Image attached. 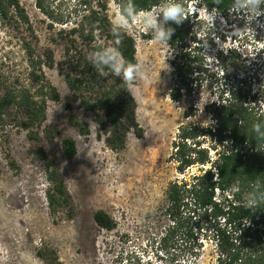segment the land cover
Returning <instances> with one entry per match:
<instances>
[{
	"label": "rangeland",
	"instance_id": "1",
	"mask_svg": "<svg viewBox=\"0 0 264 264\" xmlns=\"http://www.w3.org/2000/svg\"><path fill=\"white\" fill-rule=\"evenodd\" d=\"M20 1L38 34L39 54L50 50L54 56V66L44 70L60 97L48 102L42 124L26 129L11 125L10 119L0 130V264H216L215 245L205 231L194 230L198 240L188 239L198 216L192 218L182 207L168 211L169 186L183 177L170 156L181 127L213 124L215 103L230 98L264 110L263 2L253 8L245 0L223 19H206L204 12H196L200 1L190 2L185 12L193 38L184 45L169 39L164 45L153 42L157 28L165 30V5L130 19L125 28L136 38L137 64L151 83L137 78L130 85L143 134L130 131L126 146L113 150L96 121L103 112L84 109L61 73L63 26L49 27L51 18L72 11L78 0H44L54 17L38 8L36 0ZM107 1L114 21L120 14L118 1ZM150 14L157 28L143 22ZM19 36L0 17L2 78L12 65L27 67ZM250 39H256L255 49L246 51ZM72 116L79 125L70 123ZM82 124L89 134L80 132ZM65 138L76 142L72 159L64 154ZM51 170L58 171L71 199L56 211L47 194L53 187ZM196 171L194 167L186 173ZM99 210L114 220V229L96 223Z\"/></svg>",
	"mask_w": 264,
	"mask_h": 264
},
{
	"label": "trees",
	"instance_id": "2",
	"mask_svg": "<svg viewBox=\"0 0 264 264\" xmlns=\"http://www.w3.org/2000/svg\"><path fill=\"white\" fill-rule=\"evenodd\" d=\"M117 1L120 13L122 9L125 13L134 11L132 19L142 11L166 7L172 1L185 9L192 0ZM200 1L210 10L227 14L245 0ZM36 4L53 16L44 0H36ZM109 9L107 0H78L72 11L51 18L49 27L63 26L59 32L65 43L61 73L74 98L86 110L103 112V116L97 114L96 121L104 129L108 145L120 150L126 146L130 131L143 134L137 121L136 100L120 76L107 68L103 69L107 75L101 76L90 60L110 48L123 62L137 64V47L135 36L112 20ZM185 16L180 24L166 21L165 30H174L169 38L173 45H184L193 38L188 12ZM0 17L20 35L27 64L25 69L12 65L8 74L0 77V130L11 124L10 119L11 125L28 129L42 124L47 118L48 102L60 97L44 70L46 66L52 68L55 60L50 50L39 54L38 34L20 0H0ZM190 71L193 73V69ZM197 79L200 76L191 84ZM172 95L179 97L178 93ZM213 107V124L183 126L174 141L170 157L183 177L169 186L168 211H180L182 207L192 218L198 216L197 224L187 232L188 239L198 240L194 230L205 231V236L214 242L216 264H264V110L232 102L230 98ZM70 123L79 125L73 116ZM78 127L81 133L89 134L86 124ZM62 144L66 157H75V140L65 138ZM11 163L16 166L14 161ZM194 167L196 172L186 173ZM49 179L53 187L48 190V202L56 211L71 199L57 170L49 172ZM94 220L107 230L116 225L103 210L95 212Z\"/></svg>",
	"mask_w": 264,
	"mask_h": 264
},
{
	"label": "clouds",
	"instance_id": "3",
	"mask_svg": "<svg viewBox=\"0 0 264 264\" xmlns=\"http://www.w3.org/2000/svg\"><path fill=\"white\" fill-rule=\"evenodd\" d=\"M215 2H218V0H215ZM261 2L262 0H246V5L255 8ZM151 11L152 10H150L149 12L151 13ZM199 11L205 10L203 9ZM132 15H135L134 11L132 13H125L122 9L121 13L115 16L114 21L120 27H125L127 23H129L130 17ZM257 15H259V13H257ZM163 18L164 21L171 20L175 21L177 24H180L182 19H185L187 17L185 16V9L181 5L169 4L168 6L163 8ZM205 18H208L206 11ZM143 22L148 27L157 28V19L155 15L150 14L145 16L143 18ZM173 31V29H168L167 31H165L163 28H157V31L153 36V42L164 45L173 34ZM114 35H116L115 32ZM90 61L93 66L97 68L101 76L107 75V73L103 70L105 68L110 69L112 74L120 76L128 86L129 91L131 90L130 85H132L137 78L151 83L146 71L143 68V65L123 62L121 60V57L118 56L113 49L106 48L102 50L98 55H94ZM101 65L103 66V68H101ZM0 259H2V250H0Z\"/></svg>",
	"mask_w": 264,
	"mask_h": 264
},
{
	"label": "built area",
	"instance_id": "4",
	"mask_svg": "<svg viewBox=\"0 0 264 264\" xmlns=\"http://www.w3.org/2000/svg\"><path fill=\"white\" fill-rule=\"evenodd\" d=\"M194 0H192V1H190V2H193ZM197 1H200V0H197ZM189 2V3H190ZM188 3V4H189ZM238 7H240V5L239 6H237L236 8H234L233 10H235V9H237ZM205 10L206 11V13H207V15L208 16H211V17H213V16H218V18H225V16H227V14L228 13H230V12H228L227 14H224V13H222V12H218V11H216V10H210L209 8H207V6H205L203 3H201V1H200V5L197 7V11H199V10ZM205 11H199L200 13L201 12H204L205 13ZM235 27H237V26H235ZM247 29V28H246ZM247 32L245 33L246 35H248V37H251V33H250V31H248V29L246 30ZM256 38V37H255ZM235 42L237 43V40H235ZM254 43H256V39L253 41V40H249L245 45H244V49L246 50V51H248V50H254L255 49V44Z\"/></svg>",
	"mask_w": 264,
	"mask_h": 264
}]
</instances>
